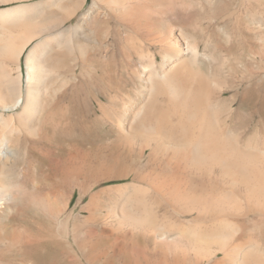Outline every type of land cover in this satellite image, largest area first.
<instances>
[{
	"label": "bare ground",
	"instance_id": "6f19581e",
	"mask_svg": "<svg viewBox=\"0 0 264 264\" xmlns=\"http://www.w3.org/2000/svg\"><path fill=\"white\" fill-rule=\"evenodd\" d=\"M49 1L59 2L42 3ZM97 1L105 8L98 20L107 26L113 23V50L103 68L99 63L103 73L96 78L101 84L86 85L96 86L97 94L89 95L104 119L97 116L90 100L81 97L83 81L36 80L40 77L36 69L42 65L37 67L33 61L48 60L37 50L43 43L53 45L64 31H55L46 37L50 40L42 39L27 53L24 86L3 81L0 71V206H6L0 212V224L14 205H21L23 215L30 218H38L42 212L49 223L57 214L39 198L35 183L27 180L32 176L34 158L37 176L48 193L55 195L62 189L82 193L96 185L101 170L98 166L86 168L84 159L86 145L100 137L112 139L114 160L128 165L119 172L120 178L146 184H134V193L124 199L118 230L106 228L102 234L133 249L139 243H165L177 237L182 243L173 247L176 264H264V141L253 147L250 138L239 134L247 133L244 124L253 118L264 126V13L258 12L256 24L242 30L243 42L224 48L228 53H247L249 64L256 62V67L248 65L252 67L244 83L232 71L236 69L234 61L229 63L216 53L208 57V46L201 49L195 36L181 30L171 31L168 38L157 35L162 19L155 15L158 11L152 7L153 0L94 3ZM256 1L264 5V0ZM38 4L0 9V56L17 55L20 60L35 35L58 28L57 24L36 26L32 36L24 35L25 31L30 33L29 26L17 21L26 20L28 11H34ZM228 25L225 21V29ZM237 31L238 27L232 32ZM150 46L159 48L156 54L163 55L157 71L144 63L148 56L152 61L158 58ZM71 61L63 60L67 64ZM226 64L233 72L230 81L223 77ZM53 85L74 88L69 93ZM100 118L105 121L99 130ZM138 142L141 150L135 151ZM147 150L148 163L133 167ZM20 164L29 165L17 173ZM12 174L21 179L10 180ZM74 229L73 239L80 247L79 227ZM34 239L22 241L25 249L16 255L1 251L0 264H69L65 260L69 247L63 241L46 240V236L44 241ZM79 263L77 256L72 259L71 264Z\"/></svg>",
	"mask_w": 264,
	"mask_h": 264
},
{
	"label": "rangeland",
	"instance_id": "374dc122",
	"mask_svg": "<svg viewBox=\"0 0 264 264\" xmlns=\"http://www.w3.org/2000/svg\"><path fill=\"white\" fill-rule=\"evenodd\" d=\"M44 1L45 0H0V9L16 5H33L41 3L38 4L37 7L35 6L36 9L34 11L33 9L28 11L27 14L30 15L25 18L26 20L21 19V21H17L29 26L28 29H30V33L25 31L24 35L26 36H32L36 30V26L39 28L43 25L48 26L49 24L58 25V28L53 32L48 29V32L42 35H35V38L31 41L32 43L26 49L20 60L17 58V55H13V57L0 56V64L3 65L2 67L0 66L1 74L4 76V78H2L3 81L12 82L14 84L20 83L19 85L21 87L24 86L28 73L27 53H29L36 43H40L42 39L48 36L50 37L55 31H64L65 33L59 36L62 39L56 40L51 46L50 44L44 45L43 43L42 46L45 48L40 47L37 50L39 53L38 55H41L42 59L46 57L48 60L45 63L44 61L40 63L39 60H35L33 61V63L36 64L35 66L38 67L39 64L43 67L47 64L53 66L52 69H50V67H45V70H43L44 68L42 66H39L40 68L38 67L36 70L38 74L40 73V77H37L36 80L45 83H60L69 80L75 82L83 81L82 83L84 85L79 86L81 97L87 98L88 101L90 100L92 108L97 110V116H102L101 118L104 119L101 110L96 109V105L93 104L91 101L92 97L89 95L92 92L97 94L98 91L96 86L92 89L91 85H86L89 82H100L101 84V79L96 77L103 73L102 68L104 67V63L110 61L111 51L113 50L111 44L113 23L110 22L109 26H107V22H100L98 20V16L100 12H102L101 10L105 11L104 5L98 1L97 4H95L94 0H57L56 2L59 1L58 3L54 1L42 3ZM151 2L153 3L152 7L158 11V14L155 13V15H159L162 19L158 22L157 35L168 38L171 31L176 33L181 30L184 31V33H189L192 37L195 36V38L199 40L201 49H203L205 45L208 46L206 50L208 57L212 58V54L216 53L219 55V58H228L227 61H229V63L234 61L236 69L232 71H235L237 77L244 83L248 82L250 67L253 65L256 67V62L249 64L248 61H250L251 57L247 53H228L224 48L232 47L235 43L245 40L242 30L256 24L255 20L257 13H264V5L262 6V4H259L256 0H153ZM256 2L257 4H255ZM58 4L61 5L59 6ZM61 6L63 9H61ZM50 15L52 17L55 15V17L52 18ZM225 21H228L229 25L226 29H229V31H226L224 27ZM99 23L101 24L99 25ZM236 27H238L240 31L233 33L232 31L235 30ZM63 35L64 37H62ZM207 38H209L211 42ZM46 39L50 40V38ZM206 41L208 44H206ZM209 45L213 49L210 48ZM150 47V51L154 54L159 51V48ZM157 54V62L152 61L149 56L144 59V63L147 62L146 65L149 70L157 71L162 64L163 55ZM38 55H36L35 52L34 58ZM118 58L121 59V55H119ZM54 60L56 62L52 63L51 61ZM63 60L67 62L69 60L72 61L70 64H67L64 63ZM99 63L102 66L101 69L99 68ZM55 64H57V66H55ZM229 65L230 64H226L223 77H227L230 81V73L233 72L229 68ZM19 66L21 67L19 68ZM103 83L106 82H102V84ZM54 86L58 87L61 85H53L52 87ZM42 87H51V85H43ZM61 87H63L62 91H68L69 93L74 88L72 85H62ZM225 108H227V106ZM242 117L243 116H241L240 119ZM101 118V123L97 127L98 129H101V127L103 129L104 127L102 121L105 120ZM244 125V133L246 130L247 133L244 135L239 132V134L244 136V138H250L253 147L258 144L261 145L264 141V126L258 123L257 118H253ZM111 142L112 139L101 140L99 137L86 145L84 159L88 163H85L86 168L98 166L101 172H99L98 183L88 191L82 193L77 189H62L55 195L48 193V189L43 188L45 185L40 181V177L37 176L38 163L35 162L36 158H34L31 164L32 176L27 180H30L31 184L35 183L32 185L34 186L33 188H36V193L40 194L39 198L44 201L45 204L48 203V207L51 209L54 208L58 216L55 212L56 215L53 216V221L49 223V221H44L45 217L42 212H40L38 218H34L36 215L30 218V216L28 217L26 214L23 215L24 213L21 210V205H14V207L11 204L13 207H11L7 213V217H2L3 224H0V252L4 251L5 254L8 255H16L25 249L26 245H22V241L27 238H35L36 240L44 241L46 236V240H48V237L49 239L55 238L63 241L66 247H69L66 248L68 252H66L65 255V260H67L69 264L72 263V259H76V256L80 258L79 264H176L173 247L176 243H182L177 237L165 243H139L138 246L133 249L134 247L130 244L127 245L122 242H115L102 234L103 230L106 228L113 231L118 230L121 226L119 223L122 218L121 206L124 203V199H127L128 195L134 193V184H143L137 182L133 183L131 178H120L119 172L123 167H128V165L119 163V160H114L113 157L116 149L110 145ZM141 146L142 144L138 142L133 148L135 151H140ZM148 153L149 150H147L146 154L140 159L139 164L134 162L133 167H144L148 163ZM111 161L113 163H111ZM130 163L131 162L128 161L127 164L130 166ZM28 165L20 164L16 172L21 173L24 168L25 170L28 168ZM19 176L20 175L12 174L10 175V180L17 182V179H21V176L20 178ZM86 184L88 187L89 183ZM153 208L157 211L160 210L157 205H154ZM5 209V204L2 205V207L0 206L1 213ZM25 216H27V218ZM33 219L36 220L34 221ZM54 221H56L55 225ZM44 223L46 226H44ZM51 223L53 225H51ZM48 224L51 228L48 227ZM75 225L79 227L78 238L81 243L80 247L76 245L73 239ZM123 227V229L129 230L127 226L123 225ZM37 237H43V239L41 238V240ZM1 257H3V254H0V258ZM29 263L31 264V261Z\"/></svg>",
	"mask_w": 264,
	"mask_h": 264
}]
</instances>
